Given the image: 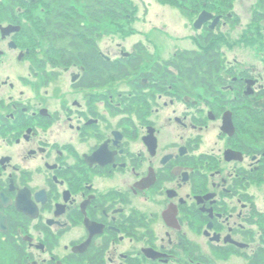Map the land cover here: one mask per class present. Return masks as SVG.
I'll list each match as a JSON object with an SVG mask.
<instances>
[{"label":"flooded vegetation","instance_id":"flooded-vegetation-1","mask_svg":"<svg viewBox=\"0 0 264 264\" xmlns=\"http://www.w3.org/2000/svg\"><path fill=\"white\" fill-rule=\"evenodd\" d=\"M45 1L0 0V257L264 264V0H84L52 34Z\"/></svg>","mask_w":264,"mask_h":264},{"label":"trees","instance_id":"trees-1","mask_svg":"<svg viewBox=\"0 0 264 264\" xmlns=\"http://www.w3.org/2000/svg\"><path fill=\"white\" fill-rule=\"evenodd\" d=\"M46 4L48 5L47 9L49 10H59L61 16L57 17V21H55V18L53 16L49 17L48 23L46 24L47 32L51 33L53 32L52 26L55 25L59 27L57 30V33H65V32H71L73 30H76V28H80L81 23L84 21L80 18L81 15L78 14V12H69L71 8L75 7H82L85 6L84 0H47ZM102 1V0H101ZM106 5L105 7V14L114 13V5L117 3H114L112 0H105L102 1ZM62 10V12H61ZM54 20V21H53ZM36 36V32H33L30 37H32L33 42L31 44L36 45L37 40L34 38ZM65 39H69L68 37H65ZM64 39V40H65ZM61 39H49V43L53 44L55 41H59ZM51 46V45H49ZM53 51V48L51 49Z\"/></svg>","mask_w":264,"mask_h":264},{"label":"rangeland","instance_id":"rangeland-1","mask_svg":"<svg viewBox=\"0 0 264 264\" xmlns=\"http://www.w3.org/2000/svg\"><path fill=\"white\" fill-rule=\"evenodd\" d=\"M130 1L135 3V5L138 7L139 13L137 14V16L143 18V16L146 15V16H149V18H151V16H152L151 7L153 5L155 6V4H156L154 0H130ZM44 8L45 7L43 5H41V7H38V8H33L32 7V8H28L27 10L31 11L33 13L39 14L41 12V10H44ZM171 15H172V13H171ZM109 19H111V21H113V22L115 21V20H113L114 18H109ZM110 29L114 30L113 27H110ZM189 44H190V42H189ZM189 44L188 43H183L182 45H187V47H189V46H191V44L190 45ZM40 46L41 45L36 46V45L32 44L30 46V51L36 53V49H38ZM11 258H13L12 254H10L9 258H8V256L0 257V264H8V261H10Z\"/></svg>","mask_w":264,"mask_h":264},{"label":"water","instance_id":"water-1","mask_svg":"<svg viewBox=\"0 0 264 264\" xmlns=\"http://www.w3.org/2000/svg\"><path fill=\"white\" fill-rule=\"evenodd\" d=\"M13 28H8V29H6V30H4V34H9L10 32H13V30H12Z\"/></svg>","mask_w":264,"mask_h":264}]
</instances>
